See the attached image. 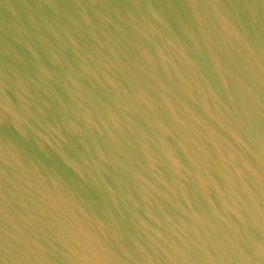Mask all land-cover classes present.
I'll return each mask as SVG.
<instances>
[{
    "label": "water",
    "instance_id": "95a60500",
    "mask_svg": "<svg viewBox=\"0 0 264 264\" xmlns=\"http://www.w3.org/2000/svg\"><path fill=\"white\" fill-rule=\"evenodd\" d=\"M0 264H264V0H0Z\"/></svg>",
    "mask_w": 264,
    "mask_h": 264
}]
</instances>
